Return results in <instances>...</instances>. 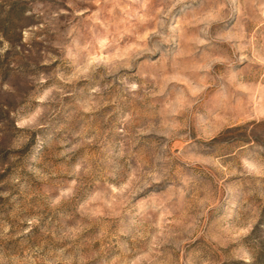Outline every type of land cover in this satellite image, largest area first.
Listing matches in <instances>:
<instances>
[{
	"label": "rangeland",
	"instance_id": "obj_1",
	"mask_svg": "<svg viewBox=\"0 0 264 264\" xmlns=\"http://www.w3.org/2000/svg\"><path fill=\"white\" fill-rule=\"evenodd\" d=\"M0 264H264V0H0Z\"/></svg>",
	"mask_w": 264,
	"mask_h": 264
}]
</instances>
